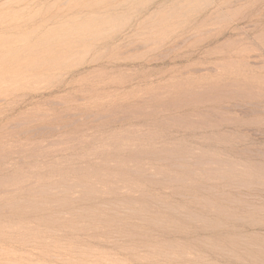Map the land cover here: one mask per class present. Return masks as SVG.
Returning <instances> with one entry per match:
<instances>
[{
	"label": "rangeland",
	"instance_id": "374dc122",
	"mask_svg": "<svg viewBox=\"0 0 264 264\" xmlns=\"http://www.w3.org/2000/svg\"><path fill=\"white\" fill-rule=\"evenodd\" d=\"M0 264H264V0H0Z\"/></svg>",
	"mask_w": 264,
	"mask_h": 264
},
{
	"label": "bare ground",
	"instance_id": "6f19581e",
	"mask_svg": "<svg viewBox=\"0 0 264 264\" xmlns=\"http://www.w3.org/2000/svg\"><path fill=\"white\" fill-rule=\"evenodd\" d=\"M115 9V8H114ZM120 10V9H119ZM195 16V15H194ZM162 17V16H161ZM203 17V16H202ZM165 19V18H164ZM225 19V18H224ZM163 20V19H162ZM146 21V20H145ZM149 21V20H148ZM199 21V20H198ZM188 24V23H187ZM181 28H182V26H181ZM145 29V28H144ZM186 31V30H185ZM184 32V31H183Z\"/></svg>",
	"mask_w": 264,
	"mask_h": 264
}]
</instances>
